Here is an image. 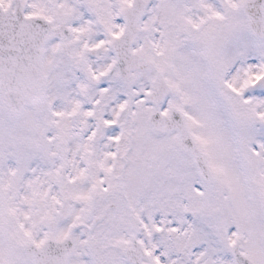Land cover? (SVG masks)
Returning a JSON list of instances; mask_svg holds the SVG:
<instances>
[{
	"label": "snow or ice",
	"instance_id": "6c2138e0",
	"mask_svg": "<svg viewBox=\"0 0 264 264\" xmlns=\"http://www.w3.org/2000/svg\"><path fill=\"white\" fill-rule=\"evenodd\" d=\"M0 264H264V0H0Z\"/></svg>",
	"mask_w": 264,
	"mask_h": 264
}]
</instances>
